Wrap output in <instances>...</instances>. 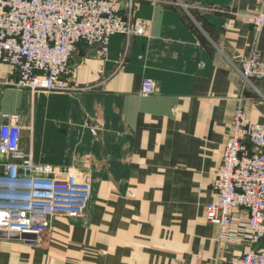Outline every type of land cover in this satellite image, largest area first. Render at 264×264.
I'll return each instance as SVG.
<instances>
[{"label": "crops", "instance_id": "obj_1", "mask_svg": "<svg viewBox=\"0 0 264 264\" xmlns=\"http://www.w3.org/2000/svg\"><path fill=\"white\" fill-rule=\"evenodd\" d=\"M261 2L135 0L143 34H113L106 56L77 43L63 76L72 90L18 88L0 62V123L18 112L23 152L92 187L81 216H55L41 235L0 231V264H232L254 248L221 235L206 208L236 107L264 124V79L240 71L254 52L264 61L250 18ZM145 78L155 93L142 94ZM10 160L0 152V175Z\"/></svg>", "mask_w": 264, "mask_h": 264}, {"label": "built area", "instance_id": "obj_2", "mask_svg": "<svg viewBox=\"0 0 264 264\" xmlns=\"http://www.w3.org/2000/svg\"><path fill=\"white\" fill-rule=\"evenodd\" d=\"M134 6L135 0H127L126 9L123 0H0V62L18 71L12 82L18 88L75 89L63 76L77 43L106 56L113 34H143V24L132 19ZM250 18L257 30L264 28V0ZM240 71L246 82L264 79V61L254 52ZM155 91V81L145 78L142 94ZM22 128L18 112L1 115L0 152L11 160L0 175V231L41 235L55 216L83 215L92 187L74 171L57 175L51 166L36 164L21 149ZM215 189L207 221L222 227L229 240L246 239L254 247L232 264H264V124L251 122L242 104L233 114ZM242 208L248 219L236 223L233 213ZM231 228L240 233L226 231Z\"/></svg>", "mask_w": 264, "mask_h": 264}]
</instances>
